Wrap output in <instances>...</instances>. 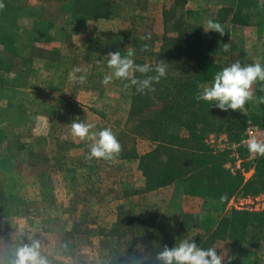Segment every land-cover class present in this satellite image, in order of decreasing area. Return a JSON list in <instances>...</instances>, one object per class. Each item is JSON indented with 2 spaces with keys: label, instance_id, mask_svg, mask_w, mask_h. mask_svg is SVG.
I'll use <instances>...</instances> for the list:
<instances>
[{
  "label": "crops",
  "instance_id": "0c3cea01",
  "mask_svg": "<svg viewBox=\"0 0 264 264\" xmlns=\"http://www.w3.org/2000/svg\"><path fill=\"white\" fill-rule=\"evenodd\" d=\"M181 1L185 4L183 11L200 10L202 15L212 9L232 8L235 2ZM0 2L5 5L0 10V214L6 211L13 216L11 219H16L20 202L25 208L21 219L28 220L30 192L36 190L37 205L39 210L43 209L37 214L40 222L53 217L54 222L83 223L87 232L94 221L109 222L110 230L117 226L123 233L125 229L122 230L120 222L129 217L160 226L164 234L193 239L190 230L183 229L186 214L194 210L189 204L204 202L185 196L178 183L144 190L139 160L155 147L154 142L129 133L133 144L125 147L115 161L86 162L89 142L73 138L70 129V124L79 117L94 124V131L117 127V139L120 143L125 141L132 90L124 87L126 82L115 79L107 86L102 84L104 75L111 71L105 56L117 50L124 55L129 47L138 51L144 41L141 37L148 34L152 37L163 27L161 7L152 6L151 0ZM154 41L145 42L152 46ZM154 55L148 59L150 64ZM74 67L86 69V73H80L86 74V84L69 79ZM108 173L117 175L110 192H118L127 180L131 193L121 198H101L108 190L103 187ZM72 175H80L85 184L94 180V175L95 179L100 175L97 179L100 189L96 188L100 193L88 186L91 190L88 197L77 198L78 187L72 183ZM2 199L7 200V205ZM128 208L161 209L162 215L156 210L158 217L153 216L154 220L148 213L132 216L123 212ZM150 234L156 237L152 231ZM106 235L104 229L99 234Z\"/></svg>",
  "mask_w": 264,
  "mask_h": 264
},
{
  "label": "trees",
  "instance_id": "16d2710c",
  "mask_svg": "<svg viewBox=\"0 0 264 264\" xmlns=\"http://www.w3.org/2000/svg\"><path fill=\"white\" fill-rule=\"evenodd\" d=\"M173 2L163 7L161 44L150 64L154 67L160 60L168 63L167 76L153 85L156 89L154 93L138 94L132 87L129 122H135V128L129 133L156 144L139 160V170L145 178L144 190L152 191L179 183L185 196L204 202L208 213L211 211L208 200L220 202V197L226 194L228 199L223 202L225 204L241 191L244 184L240 177L223 168L221 155L205 144V136L232 130L239 125L238 120H242V130L245 119L239 111H221L209 102L195 99L199 86L220 71L221 67L213 60L219 50V41L226 36L215 32L205 36L200 26L190 23L191 13L182 10L184 2ZM226 11L221 9L219 13ZM233 15L231 22L239 25L247 23L240 19L241 15ZM224 18L220 22H225ZM135 63L145 64L142 61ZM136 76L141 74L136 73ZM259 88L257 84V97H264ZM259 109L260 126L264 130V104L259 103ZM120 225L122 230L125 229L123 233L115 226L108 234L116 239V254L120 262L132 264L133 259H141L145 264H155L158 251L164 246L174 247V237L164 234L160 226H151L147 221L142 223L129 217ZM254 225L264 228V212L232 210L229 216L219 218L207 237L209 243L220 239L239 245L246 230ZM151 231L156 237H152ZM200 240L201 235L194 239L197 244ZM112 264L120 263L113 261Z\"/></svg>",
  "mask_w": 264,
  "mask_h": 264
},
{
  "label": "rangeland",
  "instance_id": "374dc122",
  "mask_svg": "<svg viewBox=\"0 0 264 264\" xmlns=\"http://www.w3.org/2000/svg\"><path fill=\"white\" fill-rule=\"evenodd\" d=\"M173 1L151 0V4L158 8L161 7V10H163L165 5L169 6L175 3ZM233 4L234 7L232 8L212 9L205 15H202L200 10L199 13L191 12L190 23L200 26L205 36L209 33H205L203 29L207 20L211 19L214 22L222 23L221 25L226 32L224 37H226L224 40L219 41V50L213 60L214 63L221 67L220 70L237 60L242 65L251 63L264 65V0H235ZM221 9H227V11L219 13ZM233 14L241 15L240 19L247 21V23L239 25L231 22ZM223 17H225V22H220ZM163 29L164 25L163 27L161 26V30L158 33L152 36L151 41L155 40L154 45L150 46L149 43L143 41V44L147 43L149 45L150 51L141 52L140 49L143 44L140 45L133 57L135 60L143 61V58L144 63L150 64L148 59H153V52L155 51L156 53L158 51ZM224 43H230L231 45L228 53L222 51V44ZM213 78L203 82L201 85H210L213 82ZM125 82L127 83V81ZM200 86L199 92L201 91ZM256 86L254 85L253 87L255 99L246 104L247 111L241 114L245 119V127L241 130L242 120H238L239 125L234 129L212 132L205 137V144L207 143L206 145L212 151L221 155L223 168L229 171L230 174L241 178L242 185L244 184L243 188L226 205L214 199L208 200L210 201L208 206L212 207L208 213L203 203L196 201L195 204H189L194 210L186 214L187 217L184 223L186 227H183L184 230H190L189 233L193 240L196 238L195 234L201 235L200 243L197 244L198 246L205 249L213 246L216 247L218 255L222 254L226 256L225 264H227V257L229 256L235 257L232 260V264H264V228L260 229L258 225L249 227L246 230L242 243L239 245L220 239L209 243L207 237V234L214 228L219 218L229 216L232 210H244L252 213L264 212V157L257 156L252 158L244 143L251 132L258 131L264 133L263 128L260 126L261 111L257 102L259 98L255 92ZM128 88L132 90V87ZM134 123L128 121L125 126L127 137L121 143L123 150L125 147L133 144V138L130 136L129 131L134 130ZM120 129H122L121 126ZM111 130L115 135L118 133L117 127H111ZM134 144H137L136 139ZM123 150L121 153H123ZM108 175L109 178L108 180L106 179L105 186H103L108 190L107 192L104 191L103 195H100L101 198L105 199L106 197L109 200L111 198H121L131 193L128 189L129 184H127V180L125 183L121 182L122 186L118 192H110L115 186L117 175L113 176L109 173ZM79 177L80 175H72L71 180L78 187L76 189L77 198L85 199L88 197L87 193L89 194V191H91L87 189L88 186L95 189V193L99 191L96 188L100 189L97 183L100 175H98L97 179H95L94 175L95 181L90 179L87 184L82 182L83 179L81 180ZM1 178L0 174V189L2 185ZM97 193H100V191ZM38 197L39 195L36 190H31L30 215L28 216V220H24L25 217L21 219L23 216L21 212L25 208H23L20 202L17 203L16 207L18 213L14 215L17 217L16 219H11L13 216H8L6 211H2L0 214V264H13L15 249L24 243H31L33 240L40 241L42 254L49 259L50 264H112L113 261L125 264L119 261L116 254L118 249L115 242L116 239L108 236L110 232L109 222L94 221L88 232L85 231V224L83 223L54 222L53 217H49L50 220L47 219L45 222H40L37 219V214L42 213L43 209L39 210L37 205ZM44 198L48 200L47 196ZM2 201L6 202L7 205L6 199H2ZM156 210H159L162 215L161 209L134 211L128 208L123 212H128L132 216L137 217L139 215L146 216L148 213L152 215L150 218L153 219L155 215L158 217V214L155 212ZM199 224H201L200 227H198ZM196 228H200V232H197ZM103 229L107 235L100 237L99 234L103 232ZM178 236L173 239L174 246L178 239L187 238Z\"/></svg>",
  "mask_w": 264,
  "mask_h": 264
},
{
  "label": "clouds",
  "instance_id": "9594fccd",
  "mask_svg": "<svg viewBox=\"0 0 264 264\" xmlns=\"http://www.w3.org/2000/svg\"><path fill=\"white\" fill-rule=\"evenodd\" d=\"M5 5L0 2V10ZM205 33L215 32L220 36L225 35L223 26L209 19L203 27ZM151 34L141 37L144 41L151 40ZM231 49L230 43L222 44V51L228 53ZM149 45L143 44L140 51L148 52ZM136 49L129 47L126 54L121 51L109 52L105 59L110 73L105 74L102 84L107 86L113 80H119L124 83V87H135L138 94H147L155 92L153 86L158 84L162 78H166L168 63L160 60L151 66L150 64H136L133 57ZM155 75H149V73ZM86 69L74 67L69 73V79L81 85L87 83ZM136 73L141 74L140 77ZM80 74V75H78ZM260 85L259 91L264 92V65L260 63L241 64L238 60L224 67L215 73L213 82L210 85H201V91L196 95L197 101L209 102L221 111L228 110L246 113V104L255 99L253 87ZM258 103L264 104V97H260ZM95 125L85 123L77 117L71 124V136L80 141H88L89 154L86 156V162L93 159L103 160L105 162L115 161L122 152V145L117 136L110 128H103L94 131ZM248 152L252 158L257 156L264 157V133L253 131L244 141ZM228 199L226 194L220 197L223 203ZM15 259L13 264H50L49 259L42 254L41 243L39 240H33L31 243H24L15 249ZM226 256L217 254L216 247L202 248L197 245L193 239H178L176 245L172 248L164 246L155 255V264H225ZM235 257H227V264H232ZM132 264H145L144 260L133 259Z\"/></svg>",
  "mask_w": 264,
  "mask_h": 264
}]
</instances>
